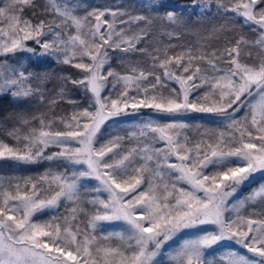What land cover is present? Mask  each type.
<instances>
[{
  "label": "snow or ice",
  "instance_id": "6c2138e0",
  "mask_svg": "<svg viewBox=\"0 0 264 264\" xmlns=\"http://www.w3.org/2000/svg\"><path fill=\"white\" fill-rule=\"evenodd\" d=\"M214 2L217 9L242 17L255 38L240 35L228 40L225 35L222 51L189 47L174 56L167 52L174 46L167 45L161 56L159 48L148 52L141 42L151 38L155 21L172 29L168 36L186 27L188 6L143 0L140 7L147 9L146 14L84 7L79 15L81 6L71 0H46L42 5L37 0H0V97L44 101L40 85L47 75L30 71L16 55L28 53L23 59L32 62L35 57L37 65L53 59L77 69L75 77L61 78L57 95L64 99L71 85L82 90L85 100L70 117L53 113L47 123L43 116L30 120L17 114L23 125L38 120L39 130L32 127L21 136L14 128L8 135L16 146L0 141V160L49 165L38 180L25 179L23 186L15 183L14 193L0 191V264H163L156 257L166 246L173 249L168 252L169 264H264V218L241 214L250 204H264V184L239 197L255 173L264 174V0H235L228 5L223 0H195L191 7L210 9ZM28 11L31 17L25 15ZM125 16L127 20L122 19ZM118 18L120 24L143 22V26L129 34L130 28L116 27ZM213 31L219 39V33L230 29L222 24ZM252 49H258L255 57ZM110 53H147L151 67L164 69L163 76L179 88L136 65L125 73L116 71ZM242 54L251 63L242 62ZM194 61L208 67L194 66ZM207 71L212 74H201ZM150 76L154 82L141 87ZM109 83L113 91L117 84L123 85L116 98L108 91ZM204 86L208 90L203 95L191 98ZM47 103L54 108L58 101ZM140 109H151L156 116L128 133L137 147L124 148L126 137L119 135L101 142L98 133L106 122L136 119ZM189 114L223 116L232 132L215 136L208 130V140L189 147V137L181 138L182 131L191 127L185 121L200 118ZM56 119L63 128L51 130ZM156 142L164 147H155ZM171 156L178 163H172ZM210 166L216 169L211 174L206 171ZM166 173L175 176L171 184L165 181ZM82 190L93 194L86 204ZM88 205L95 209L90 216ZM62 206L70 214V219L60 218L64 223L55 215L41 222L36 215ZM230 211L234 217L227 215ZM82 215L88 217L84 230L72 223ZM101 222H122L123 230L98 239L95 232ZM112 240L120 244L113 246Z\"/></svg>",
  "mask_w": 264,
  "mask_h": 264
},
{
  "label": "trees",
  "instance_id": "16d2710c",
  "mask_svg": "<svg viewBox=\"0 0 264 264\" xmlns=\"http://www.w3.org/2000/svg\"><path fill=\"white\" fill-rule=\"evenodd\" d=\"M46 0H37L38 4H44ZM143 0H90L85 4L80 5V9L78 11L79 15H83V8L89 7H100V8H111L113 10H120V11H127L132 15L136 14H146L147 9L141 8L140 5ZM167 3L176 6V5H185L188 6L185 16L186 19L190 16V19H187V26L184 28H180L176 30V34L173 36H168L166 34L167 31H171L172 29L167 28L166 25H162L159 21H155L154 25L151 29L152 36L150 39L146 38L144 41L141 42V47H144L148 50V52H154L155 49L159 48V55L163 56L165 46L173 45L174 47H168L167 52L169 56H174L179 54L181 51L186 50L187 48L191 47L193 49L202 47L204 51L210 52L213 49L222 51L225 47V35L227 36L228 40H234L238 38L240 35L246 36L248 39H254L255 34L243 24V18L239 17L235 13L232 12H225L223 8L217 9L216 3L212 4L210 9L202 10L200 8L193 9L191 5L195 2V0H166ZM235 0H223L225 5L230 3H234ZM28 17H31V11L26 12L25 14ZM226 18V19H225ZM119 19H117L116 27L117 28H130L129 34L136 33L140 27L143 26V22H130L128 25L120 24ZM122 19L127 20L128 17L125 16ZM226 24L227 27L230 29L226 34L219 33V39L216 38V33H214V29L219 28L220 25ZM258 49H252L253 56H256ZM112 59L110 61L112 67L121 73H125L129 71V67L131 65H136L139 68L144 69L145 71H154L156 74L161 75L162 82L169 85L170 87L179 88V85L174 81L167 80L163 76L164 69L156 67L153 69L151 67L152 61L151 58L147 55V53H130L127 56H124L122 53H110ZM121 56H124V60L122 62ZM242 62L251 63L250 60H247L246 57L242 54ZM87 60V59H86ZM186 62V61H185ZM199 63L202 68H207L208 66L204 62L194 61V66ZM40 67L38 68V73L46 74L47 79L41 84V87L50 89L49 97L46 100L47 103L50 99H56L58 101L57 105L54 108H48V111H52L55 114V117H70L73 111L77 108V106L85 105V100L83 98L82 90H78L73 88L71 85H68V91L64 94V99H60L57 95L59 90H57L63 84V80L61 79L64 76L71 75L75 77L77 75L78 70H70L68 65H64L61 63H57L53 59L41 61L39 63ZM220 67H226V65L222 62L219 63ZM107 67V66H106ZM178 74H180L178 72ZM203 75H211L210 71L201 73ZM200 75V74H198ZM111 80V78H109ZM154 82L153 77H149L148 81L145 84H142L141 87L147 86L148 83ZM198 82V81H197ZM55 84V86H51ZM59 84V85H58ZM123 85L117 84L115 91L112 90L111 83H109L108 91L111 92L112 98H116L117 94L120 90H122ZM207 86L202 87L196 92H193L192 97L194 98L196 95H203L204 91H207ZM167 94V92H165ZM130 95H135L134 90H130ZM143 95V93H141ZM69 100L74 101L75 103H70ZM19 108L13 103L10 97H0V127H3L2 124H5L7 121V117L14 116L18 113ZM244 111H247L245 109ZM244 111L237 113V119H240L244 115ZM140 116H145L146 114H152L151 109H140ZM200 117L199 119L195 120H187L185 121L191 127L185 129L181 133V138L184 135L189 137V147H194V145L200 140H208L209 133L208 130H212V133L215 136H218L221 131L229 134L232 132L231 129L227 127L230 123L229 120L225 119L223 116L213 115V114H189ZM53 116V115H52ZM131 123H126V121H122L118 124H112L107 127V131L102 134L103 140L101 142L107 141L108 139L113 138L116 135L121 137H126L125 143L123 144L124 148H131L137 147V140L133 138H127L128 133L137 131V125L139 124V119H132ZM167 121H161L164 123ZM55 123L60 125L58 119L55 120ZM199 125V127H197ZM59 130L63 128V126H58ZM238 136V133H236ZM144 141L141 142L139 146H142ZM149 142V141H146ZM214 142V141H213ZM49 165L45 164L44 166H36V165H24L19 164L14 161H7L6 163H0V183H2L3 188L0 191L8 190L11 192H15L14 184L20 183L23 186V182L25 179L31 178L33 181L39 179V177L45 171ZM152 167H155L153 164ZM52 169L57 170L56 166L53 164ZM216 169L213 167H209L207 170L209 174L215 171ZM175 176L169 177L167 173L165 174V181L171 184L174 182ZM11 181V183H9ZM254 182V181H253ZM184 186V185H178ZM185 187V186H184ZM23 187L21 188V191ZM82 199L84 200L85 204L87 200L92 198V193L89 191L82 190ZM2 200V197H0ZM67 207H71L70 204ZM88 207V215L90 216L95 212V209L92 208L90 205ZM241 214L245 216H250L253 219H262L264 218V204H260L257 202L255 205H248L245 209L241 210ZM55 215L59 222L64 223L61 217L70 214L66 211L64 206L60 207V209L54 210L52 212H47L41 217V221H49L51 220L52 216ZM229 216L234 217V214H227ZM87 216H80L78 217L77 221L72 222L73 226L75 224H79L81 230H84L85 223L87 221ZM91 232V230H88ZM99 231L95 232L97 236ZM113 246L119 245L120 243L110 242Z\"/></svg>",
  "mask_w": 264,
  "mask_h": 264
},
{
  "label": "rangeland",
  "instance_id": "374dc122",
  "mask_svg": "<svg viewBox=\"0 0 264 264\" xmlns=\"http://www.w3.org/2000/svg\"><path fill=\"white\" fill-rule=\"evenodd\" d=\"M89 1L90 0H71L72 3H76V4H79V5L85 4L86 2H89ZM108 19L111 21L112 17L108 16ZM69 31H71V30H69ZM49 38H51V36ZM27 43L30 46L33 45L32 41H28ZM16 55H17V57L22 58L21 59V63H23L26 67H28L30 71L38 72L37 71L38 70L37 67H40L39 63L41 61L38 62V65H37V62H35V57H33L32 62L28 61L27 59H23V57H26V56L30 55L28 53H17ZM85 59H87V58H85ZM69 69L73 71V69L70 66H69ZM74 70H76V69H74ZM35 86L36 85L34 84L33 87H35ZM51 86H55V84H52ZM40 87H41V85H40ZM41 89L43 90V92L45 94L43 102L40 99L36 98V97L29 98L27 103L17 102V101H13L12 100L13 103L16 105V107L19 108L17 114H21V115L29 118L30 120H31V118L33 116H35V117H42L43 116V117L47 118L46 119V123L48 122V119H52L53 118V116H52L53 112L50 111V110L48 111L49 106H47V104H46V100L48 98H50L49 97L50 89H49V87L48 88L41 87ZM57 90H60V87ZM17 114L14 115V116L7 117V119H6L7 121H5V124H2L3 127H0V141H2L4 143H7L10 146H16V143H17L13 136L8 135V133L11 132L14 128L19 130V134L21 136L28 134L29 133V129L32 128V127L36 128L38 130L40 128L38 120L32 121L30 125L21 124L19 122V117L17 116ZM155 116H156V114L152 113V114H148V115L146 114L143 117L142 116H138L137 119H139L138 122L140 124L144 120H147L149 118H155ZM122 121H126V123H131L133 120L131 118L123 119L119 123H121ZM0 123H1V121H0ZM112 124H115V122L114 121L106 122V124L102 126L101 132L98 133V136H102V134H104L107 131L106 128L109 127V125H112ZM116 124H118V123H116ZM60 125L54 123L51 130H59L58 126H60ZM61 126H63V125H61ZM45 130H49V129H45ZM149 143H151V141H149ZM154 146L157 147V148H163L164 147V143L163 142H156ZM56 150H58V149H51L50 151H56ZM7 161H9V160H6V159L0 160V163H6ZM170 161L172 163H178V161L176 160L175 156H171L170 157ZM95 183H96V181H92L93 185ZM261 184H264V174H261L259 172L255 173L254 174V179L252 180V182L247 187H244L241 190V192L239 193V197L243 198L250 191H252L253 189L259 187V185H261ZM184 186L187 187V185H184ZM106 196H107V194L104 193L102 198H104ZM52 211H54V210L47 209V210H45V213L52 212ZM45 213H37L36 214L39 217L40 221H41V217ZM227 214H234V212L230 211ZM113 225H115V226H113ZM113 225H110L107 222H101L100 227L98 228V230H100L99 234L97 235L98 239L101 236H103V235H107L111 231H121V230H123V227H121L122 222H113ZM112 242L120 243V241H118V240H112ZM169 245H171V242H169ZM235 247L238 248V246H235ZM172 250L173 249L170 246H166L164 253L162 255L156 257V259L160 260V261H163V264H169L168 252L172 251ZM238 250L241 251V252H246V250H244V249H239L238 248ZM221 251H223V249H221Z\"/></svg>",
  "mask_w": 264,
  "mask_h": 264
}]
</instances>
